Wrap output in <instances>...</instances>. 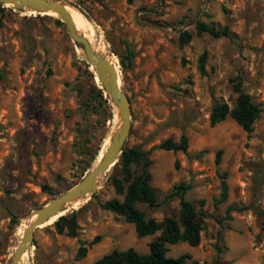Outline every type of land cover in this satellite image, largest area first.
I'll use <instances>...</instances> for the list:
<instances>
[{"label": "rangeland", "instance_id": "obj_1", "mask_svg": "<svg viewBox=\"0 0 264 264\" xmlns=\"http://www.w3.org/2000/svg\"><path fill=\"white\" fill-rule=\"evenodd\" d=\"M63 1L90 20L116 63L131 109L124 148L147 151L152 159L150 183L158 204L138 207L158 221L177 216L179 198L166 194L184 182L190 184L186 198L206 214L199 244L166 243L167 255L187 252L200 264H264V0ZM197 21L227 27L230 35H198ZM184 30L191 39L180 44ZM128 45L134 51L131 59ZM0 71V264H8L28 216L91 169L119 118L55 13L0 3ZM231 78H239L263 109L250 132L229 116L209 123L215 102L235 104ZM182 134L188 138L186 151L158 146ZM83 143L89 151L80 155L76 150ZM117 162L93 193L61 212H75L77 236L56 231L59 215L34 230L26 251L29 264H93L114 248L149 251L158 231L138 237L133 223L100 206L122 198L111 181L124 176ZM132 168L139 171L135 164ZM224 172L228 195L221 203ZM228 206L237 208L227 213ZM95 237L86 255L77 257L79 245Z\"/></svg>", "mask_w": 264, "mask_h": 264}, {"label": "trees", "instance_id": "obj_2", "mask_svg": "<svg viewBox=\"0 0 264 264\" xmlns=\"http://www.w3.org/2000/svg\"><path fill=\"white\" fill-rule=\"evenodd\" d=\"M59 21V20H58ZM196 34L207 32L215 37L229 36L230 32L227 27H215L203 21H197L195 24ZM191 39V34L186 30L179 32V43L185 44ZM126 57L131 59L134 51L127 46ZM206 53L203 52L199 57L198 70L205 73ZM89 66V64L87 63ZM2 73L0 71V78ZM232 89L237 93L235 104L230 107L224 101H217L212 106L209 113L210 125H215L223 121L226 117H231L243 130L250 132L253 129L255 120L261 115L263 109L260 104L253 101L251 95L247 93L239 78H231ZM101 94L103 90L98 88ZM105 102L107 99L104 100ZM162 149L173 151H186L188 147V138L182 134L179 140L171 137L164 139L158 145ZM98 150V149H97ZM97 150L91 153L89 164L92 163L97 155ZM80 155L86 154L88 150L86 144L79 145L76 150ZM90 153V152H89ZM221 150L217 151L216 162H219ZM117 164H120L123 171V178L113 176L111 178L115 191L122 198L112 197L100 202L103 209L109 210L125 221L133 223L136 235L144 237L159 232L158 236L150 240L148 243L149 251L147 253H139L134 248L129 247L124 250L114 248L96 259L93 264H200L197 259L192 258L190 253H182L178 256H168L166 243L174 244L179 241L186 242L190 246H196L200 242L201 231L204 227L205 212L197 210L194 203L186 198L185 194L190 184L179 182L173 184L167 197L177 196L179 198V210L177 216H165L158 221L155 218L147 217L144 210L138 207V204H146L148 207H154L158 204L155 188L151 185L150 166L152 159L149 152L142 151L136 147L124 148L119 156ZM139 167L136 173L132 165ZM227 173L221 175L220 181V197L219 202H224L228 195ZM50 191V187L43 186ZM237 208L236 206H228L226 212ZM260 213H264L260 211ZM56 231L58 233H66L75 237L78 232V224L76 214L72 212L68 215H61L54 221ZM264 228V223H263ZM94 240L79 245L77 257H84L88 247L96 241Z\"/></svg>", "mask_w": 264, "mask_h": 264}, {"label": "water", "instance_id": "obj_3", "mask_svg": "<svg viewBox=\"0 0 264 264\" xmlns=\"http://www.w3.org/2000/svg\"><path fill=\"white\" fill-rule=\"evenodd\" d=\"M1 4L9 5L15 9L28 10L38 13H55L64 23L65 28L74 41L81 49L89 66L92 67L100 87L115 107L119 123L111 133L109 142L99 160L84 174V176L66 191L54 196L42 206L36 208L29 216L32 220L27 224L19 244L12 253V258L8 264H18L22 254L30 251L34 230L55 215H62L66 206L86 195L93 193L97 189L98 181L102 175L118 161L124 149V142L129 134L131 127L130 100L126 92L119 84L116 63L107 52L101 54L96 52L89 40L77 31L71 15L65 7L63 0H0ZM28 216V217H29Z\"/></svg>", "mask_w": 264, "mask_h": 264}, {"label": "bare ground", "instance_id": "obj_4", "mask_svg": "<svg viewBox=\"0 0 264 264\" xmlns=\"http://www.w3.org/2000/svg\"><path fill=\"white\" fill-rule=\"evenodd\" d=\"M65 7L72 17V20L74 22V25H75L77 31L82 33L89 40V42L91 43L94 50L96 52L101 53V54L107 53L103 41L98 37V35L95 31V28H94L93 24L90 22V20L78 8H76L72 5L66 4V3H65ZM49 12H51V11H49ZM118 81H119V79H118ZM119 84H120V81H119ZM120 86H121V84H120ZM102 176H104V175H102ZM56 216L57 215L51 217L49 220L51 221ZM33 217H34V215L29 216V218L27 220V224L30 222V220H32ZM49 220H47V221H49ZM27 224L25 225V228H26ZM26 251L22 254L21 260H20V262H18V264H29V261H27V252Z\"/></svg>", "mask_w": 264, "mask_h": 264}]
</instances>
